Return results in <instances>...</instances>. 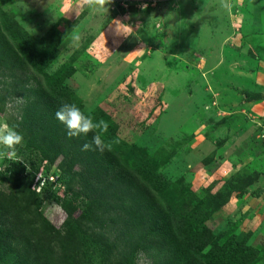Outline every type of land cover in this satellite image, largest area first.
I'll return each instance as SVG.
<instances>
[{
    "label": "rangeland",
    "instance_id": "374dc122",
    "mask_svg": "<svg viewBox=\"0 0 264 264\" xmlns=\"http://www.w3.org/2000/svg\"><path fill=\"white\" fill-rule=\"evenodd\" d=\"M0 121V264H127L153 211L211 241L182 264H264V0H0ZM159 239L133 264H172Z\"/></svg>",
    "mask_w": 264,
    "mask_h": 264
},
{
    "label": "clouds",
    "instance_id": "9594fccd",
    "mask_svg": "<svg viewBox=\"0 0 264 264\" xmlns=\"http://www.w3.org/2000/svg\"><path fill=\"white\" fill-rule=\"evenodd\" d=\"M91 6V4H90ZM54 119L62 124L69 138L87 137L93 133L90 143H84L82 150L103 151L104 142L101 137L95 133L103 121L97 122L94 118L86 114L81 107L71 102H61L54 112ZM106 127V125H104ZM24 141L23 134L17 130L16 125H9L7 122L0 121V161L18 160L17 148ZM56 212H62V206L57 204L53 206Z\"/></svg>",
    "mask_w": 264,
    "mask_h": 264
},
{
    "label": "trees",
    "instance_id": "16d2710c",
    "mask_svg": "<svg viewBox=\"0 0 264 264\" xmlns=\"http://www.w3.org/2000/svg\"><path fill=\"white\" fill-rule=\"evenodd\" d=\"M61 126L64 127L63 125ZM93 151L98 153V151H96L95 148H93ZM97 160H99L98 155H97ZM12 167L15 170L14 173L12 174H16L19 172L22 175L26 171L25 165L21 163H13ZM17 170L18 172H16ZM59 178L61 177H58V180ZM151 213L154 216L151 218L150 216H148V218H150L149 223H152L151 225H148L149 223L140 224V222L138 221L134 222V225L137 229L136 233L138 235L136 236L137 238H135V240L133 238L131 239V242H133L134 245L130 247L128 251H125L127 264H133V259L137 251L142 250L144 244L147 241L149 240L153 241L157 239L160 240L159 238H161L162 235L166 236V238L173 237L172 241L176 243L175 245L173 244V247L176 246L175 255L178 253L180 254L178 257L177 256L172 257V260H171L172 264H182V262H184L185 260L191 261L193 259L192 255L198 256L201 250L206 248L210 244L211 241L203 237L201 239H197V242H194L188 246L184 245V242L174 233L175 231L172 230V228H170L169 221L166 220L164 216L160 215V212L159 214L156 213L155 211ZM144 216H146L147 218V215H144ZM184 246H185V249H184ZM184 252L186 254H182Z\"/></svg>",
    "mask_w": 264,
    "mask_h": 264
}]
</instances>
